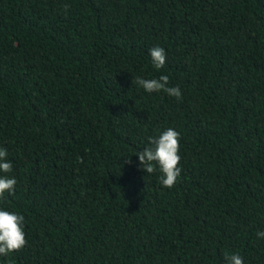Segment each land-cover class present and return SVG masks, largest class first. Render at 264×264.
Here are the masks:
<instances>
[{
	"label": "trees",
	"instance_id": "obj_1",
	"mask_svg": "<svg viewBox=\"0 0 264 264\" xmlns=\"http://www.w3.org/2000/svg\"><path fill=\"white\" fill-rule=\"evenodd\" d=\"M169 127L172 188L137 156ZM0 149V264H264V0H0Z\"/></svg>",
	"mask_w": 264,
	"mask_h": 264
},
{
	"label": "clouds",
	"instance_id": "obj_2",
	"mask_svg": "<svg viewBox=\"0 0 264 264\" xmlns=\"http://www.w3.org/2000/svg\"><path fill=\"white\" fill-rule=\"evenodd\" d=\"M67 8V5L65 6ZM149 55L153 66L161 69L167 61V53L163 47H153L149 50ZM136 83L148 92L163 91L171 97L182 98L179 86H169V78L161 75L158 79H142L137 77ZM149 144L143 151L139 152L138 160L142 165V171L152 174L159 169L162 173L160 182L164 187L172 188L181 175L182 169L179 167L181 157L180 133L169 127L158 137L150 138ZM7 150L0 149V173L8 174L12 172L13 165L6 159ZM17 181L15 177L0 175V198L7 192L14 193ZM23 215L0 209V256H8L10 253L20 251L27 240L24 232ZM258 238H264V231L257 233ZM226 264H244L243 258L238 254L224 255Z\"/></svg>",
	"mask_w": 264,
	"mask_h": 264
}]
</instances>
